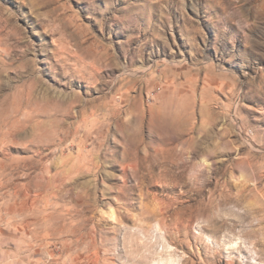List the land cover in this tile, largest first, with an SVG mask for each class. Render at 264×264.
<instances>
[{"label": "rangeland", "instance_id": "rangeland-1", "mask_svg": "<svg viewBox=\"0 0 264 264\" xmlns=\"http://www.w3.org/2000/svg\"><path fill=\"white\" fill-rule=\"evenodd\" d=\"M0 264H264V0H0Z\"/></svg>", "mask_w": 264, "mask_h": 264}]
</instances>
